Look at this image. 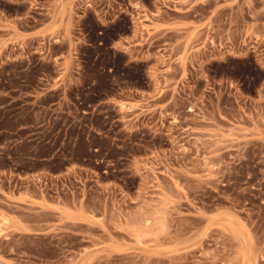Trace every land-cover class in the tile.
I'll use <instances>...</instances> for the list:
<instances>
[{"label":"rangeland","instance_id":"obj_1","mask_svg":"<svg viewBox=\"0 0 264 264\" xmlns=\"http://www.w3.org/2000/svg\"><path fill=\"white\" fill-rule=\"evenodd\" d=\"M0 264H264V0H0Z\"/></svg>","mask_w":264,"mask_h":264}]
</instances>
